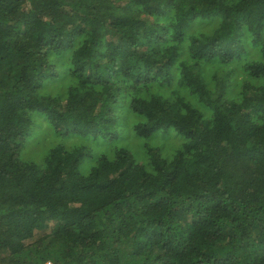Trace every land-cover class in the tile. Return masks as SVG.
Returning a JSON list of instances; mask_svg holds the SVG:
<instances>
[{"label":"trees","instance_id":"16d2710c","mask_svg":"<svg viewBox=\"0 0 264 264\" xmlns=\"http://www.w3.org/2000/svg\"><path fill=\"white\" fill-rule=\"evenodd\" d=\"M0 264H264V0H0Z\"/></svg>","mask_w":264,"mask_h":264},{"label":"rangeland","instance_id":"374dc122","mask_svg":"<svg viewBox=\"0 0 264 264\" xmlns=\"http://www.w3.org/2000/svg\"><path fill=\"white\" fill-rule=\"evenodd\" d=\"M30 144H31V143H28V144H27V146H26V149H27V150L31 147ZM29 146H30V147H29ZM28 147H29V148H28ZM32 157H34V153L31 155V158H32Z\"/></svg>","mask_w":264,"mask_h":264}]
</instances>
